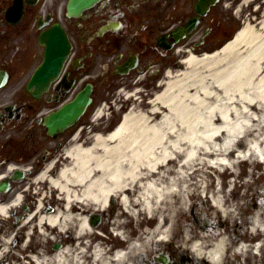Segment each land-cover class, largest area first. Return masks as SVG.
<instances>
[{
	"label": "bare ground",
	"instance_id": "bare-ground-1",
	"mask_svg": "<svg viewBox=\"0 0 264 264\" xmlns=\"http://www.w3.org/2000/svg\"><path fill=\"white\" fill-rule=\"evenodd\" d=\"M186 54L183 70L168 71L167 82L150 101L149 111L132 110L114 132L94 135L88 145L74 142L66 151V165L57 178L48 180L59 194L63 209L41 216L39 225L49 227L42 230L60 232L76 228L78 244H82L76 253L82 250L75 255L68 249L54 252L52 264H86L90 259L94 264L145 261L154 251L159 253L160 244L167 246L177 235L179 217H184L187 203L203 188L204 179L188 183L192 175L205 166L215 167L218 158H223L222 166L233 160L255 162L258 156L264 164V141L256 128L238 137L231 149L223 147L224 136L232 129L234 99L240 97L241 106L248 109V105L256 107L257 99L264 98V78L254 88L260 96H251L248 91L264 72V11L258 24L248 22L222 50L200 56L193 50ZM259 106L264 108V102ZM244 122H249L246 117ZM254 143L256 148L250 147L249 151L257 152L243 159L245 150L241 148ZM194 154L195 160L190 162ZM227 202V195H220L215 209L234 218L238 208L227 206ZM109 204L113 205L112 212L120 209L110 222L112 227H128L126 218L141 226L145 222L154 226L132 240L129 252L114 257L108 255L102 243L93 242L91 247L94 228L88 225L86 216L96 207L106 212ZM0 213L5 214L6 208L0 207ZM251 225L254 233L264 231L263 211L257 212ZM133 229L136 231L135 226ZM182 234L181 252L198 263L223 264L230 250L229 236ZM119 235L126 238L123 231ZM263 247L264 235L254 248L242 245L234 253L251 251L256 256ZM86 249H91L89 257Z\"/></svg>",
	"mask_w": 264,
	"mask_h": 264
},
{
	"label": "flooded vegetation",
	"instance_id": "flooded-vegetation-1",
	"mask_svg": "<svg viewBox=\"0 0 264 264\" xmlns=\"http://www.w3.org/2000/svg\"><path fill=\"white\" fill-rule=\"evenodd\" d=\"M194 1L103 0L77 19L58 13L66 0H0V204L10 214L0 237L10 238L9 264L28 257L21 226L36 209L41 176L58 174L60 149L71 144L82 124L87 127L91 113L53 134L50 117L87 84L96 92L101 81L115 82L117 68L128 63L136 68L118 83L159 81L171 63L172 21L177 18L178 26L191 18ZM56 24L64 28L69 57L61 77L35 96L28 85L44 63V34Z\"/></svg>",
	"mask_w": 264,
	"mask_h": 264
},
{
	"label": "rangeland",
	"instance_id": "rangeland-1",
	"mask_svg": "<svg viewBox=\"0 0 264 264\" xmlns=\"http://www.w3.org/2000/svg\"><path fill=\"white\" fill-rule=\"evenodd\" d=\"M256 10L257 11H254V12L257 13V17H252L251 19L241 17V14L238 13L237 16H239V18L236 17V20L234 21L235 29L230 31V33L228 35L222 36L221 42L209 41V43H207V45L209 47H211V49L203 50L198 55H201L203 53H209V52L217 49L218 47L222 46L224 43H226L225 41H228L230 38H233L234 35L241 28H243L245 26V24H247L248 22L252 23V24H258L259 21H261V19H262V14H263V10H264V3L263 4L260 3V4L256 5ZM248 13L249 12H245L244 14H248ZM222 22H224V21H222ZM221 27H222V25H221ZM230 29H232V28H230ZM220 34H221V32L219 31V33L216 36H214V38L215 39L218 38V40L220 41ZM194 39H195V37L192 38V40H194ZM186 48H188V47H186ZM175 64L173 66V72L172 73H176L177 71L179 72V71L183 70L182 67L178 68ZM263 78H264V72L260 76H257V78L255 79V85L250 86V90H248V91H249V93H251L250 94L251 96H254V97L260 96L259 91H257V90L255 91L254 88L259 87V86H257V84ZM167 79H168V77L165 78V81H167ZM116 93H117L116 97H118V101H117L118 106H117V108H115L116 109L115 114H118V115L116 116V120L112 119L109 116L110 119L107 122L108 124L112 120H113V122L115 121V123L117 121L119 122L121 115H123L125 112H127V110L128 111L130 110V107H125L126 102H124L125 99H123V95H126L127 93L128 94L132 93L131 90H127V88L120 86V88H118ZM143 93H145V91ZM138 94H137V96H138ZM104 96H108V92L102 93V94L98 93L96 95V100L98 101V104L95 107L94 111L101 107V104H100L98 99L102 98ZM151 97L152 96L150 94L149 98H151ZM119 98H120V100H119ZM119 101H120V103H118ZM131 101L133 103V100H131ZM257 101H258V103H255L256 107L251 108L248 105V109H245L243 106H241L242 100L240 99V97L239 98L236 97L234 99V103L232 105L231 113H230V119L232 120V129L230 128V132H228L224 136V144H223L224 148L231 149L232 148L231 145L233 143H235V141L238 140V137H241L248 130H251V129L255 130V128L258 130L259 136L264 141V108L259 106L260 103L264 102V98L262 100L257 99ZM135 102H136L135 106H132L134 111L146 112L147 110H150L149 106L147 109L139 106L143 101L137 100ZM244 117L247 118V120L249 121L248 123L244 122ZM95 125H98V124H95ZM93 131H94V129L91 130V133H93ZM255 146H256V143L246 145L244 148H241L242 150H245V152H244L245 155H243V159H245L247 157L246 155H249V153H253L254 151H256V149H254L253 152L249 151L250 147L256 148ZM189 159H190V162H193L195 160V154L193 155V157H189ZM222 160H223V158H218L216 160V162H217V164H215L216 169L205 166L202 169H200L198 172H196L194 175H192V177L188 181L189 184H192V183L196 184V183H199L201 180L204 179L205 183H204V185L202 184L203 188H201L197 192L196 196L195 197L193 196L192 199L190 200V202L187 203V205L185 207L186 213L184 214V217H182V218L179 217V229H178V232L176 235L178 237L175 236L173 238V240L171 241L172 244L167 245L168 247H166V248L164 247L165 254L167 256L171 255L172 260L173 261L175 260L177 262V264L186 263V262H187V264H189L190 260H191L192 264H200L197 261H195L193 258H191L190 254L188 255L186 252H181V250L179 249V247L181 246L179 241L181 242V240H182V238L180 239V237L184 235V234H182V231L184 233L185 232H189V233L193 232L195 235H211L214 237L218 234H222V235L225 234L226 236L230 237L231 242H230L229 246H230V250H233L235 248L234 245L238 243L237 242L238 241L237 240L238 234L235 236L233 235L234 230H236V227H237V225H235V221L237 219L235 220L234 218L238 215V213H240V211H239L240 207H242V205L244 204L245 199L255 197V194H260L261 196L260 195L258 196V198H260L264 194V190H263L264 189V166L259 165L257 160H255V162H253L254 160H249V161L233 160L231 163H229V165H234L233 167H228L229 165H227V166L223 165L222 166L221 164H224V161H222ZM237 162H239V163H237ZM222 172H225V174L223 175ZM261 173H263V174H261ZM173 182L174 181L172 180L171 183H173ZM220 195H222V196L227 195V199H228V202L226 203L227 206H229L230 204L237 206L238 211H237V214L234 218L233 217L228 218V217H226V215L221 216V214L213 207L215 200ZM236 195H238L237 198L235 197ZM57 196H59V194ZM258 198H257V200L256 199H254V200L250 199V200H251V202L260 205L264 201H261ZM48 199L52 200V202H55V206H57V204H58L60 209L61 210L63 209V205L61 203L60 204L58 203V200H60L59 197H56V201H55L51 198V195L49 194ZM262 211L264 212L263 209H262ZM90 213L100 214L96 210L95 211L92 210V212L90 211ZM232 218H233V220H231ZM201 219H204L209 225L217 224L215 227V230L202 231L201 228H199L200 225L203 226V223L200 222ZM251 222H252L251 218L244 217L243 222L241 224V228L238 232L244 233L243 229H245V231H246L249 227H251ZM142 226H144V225H142ZM142 226L135 223V228H136V233H137L136 238L139 237L140 232L142 233L143 230H153V227H154L153 224H152L153 227H151V228H147V227L141 228ZM218 227H220V228H218ZM122 229L126 235H129V230H128L127 226H124ZM62 236H64L62 238V241H64L66 236H68V235L64 234ZM240 236H241V234H240ZM42 237L44 238V241H41L43 248L48 252H53V250H54L53 249V242H54L53 238L55 237L56 242L58 243L60 240V237L55 236L53 234L46 233V229L43 231ZM162 248L160 250H162ZM0 252H1V250H0ZM4 252L5 251H3V248H2V253H4ZM259 253H260L259 256L255 257L253 255V253L251 251H249V252L245 253V256H243V257L242 256L236 257L235 260L230 259L229 263H228V260H225L224 264H264V263H262L263 262V255H264V247L259 251ZM5 255H6V253L1 255L0 258H3ZM152 256L153 255H150L149 257L152 258ZM180 256H182V258H180ZM231 257H232V255H231ZM150 259L146 260V261L150 262ZM152 263H154V262H152ZM92 264H94V263H92ZM142 264H146V263H142Z\"/></svg>",
	"mask_w": 264,
	"mask_h": 264
},
{
	"label": "water",
	"instance_id": "water-1",
	"mask_svg": "<svg viewBox=\"0 0 264 264\" xmlns=\"http://www.w3.org/2000/svg\"><path fill=\"white\" fill-rule=\"evenodd\" d=\"M97 0H71L70 2V6H69V11L70 13H79L80 11H82L85 8L90 7L91 5H93L94 2H96ZM52 63V61L50 62ZM49 69V68H48ZM62 69V60L61 63L56 66L55 68H53L52 73L53 75H58L59 72ZM51 70V68L49 69V71ZM91 92L90 88H87V90L85 92H83L77 99L75 106H68L66 108L63 109L62 113H65L66 116L69 115V113L71 112V117H78L80 116L83 112L85 107L90 103V99H89V94ZM57 124V123H55Z\"/></svg>",
	"mask_w": 264,
	"mask_h": 264
}]
</instances>
